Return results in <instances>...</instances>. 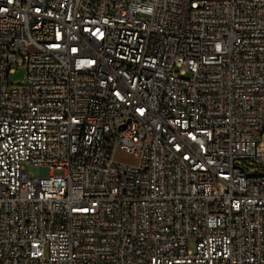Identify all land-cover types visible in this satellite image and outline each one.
I'll return each mask as SVG.
<instances>
[{
  "label": "built area",
  "instance_id": "obj_1",
  "mask_svg": "<svg viewBox=\"0 0 264 264\" xmlns=\"http://www.w3.org/2000/svg\"><path fill=\"white\" fill-rule=\"evenodd\" d=\"M263 137L264 0H0V264H264Z\"/></svg>",
  "mask_w": 264,
  "mask_h": 264
},
{
  "label": "rangeland",
  "instance_id": "obj_2",
  "mask_svg": "<svg viewBox=\"0 0 264 264\" xmlns=\"http://www.w3.org/2000/svg\"><path fill=\"white\" fill-rule=\"evenodd\" d=\"M26 79V71L23 67L16 68L14 73H11L9 75L10 83L14 85L22 84ZM261 150L264 152V137L263 142L260 144ZM237 164L239 167H241L243 170H245L249 175L251 174H264V169L260 167L258 162H255L253 160H242L238 161ZM189 247L194 248L195 247V240L189 241Z\"/></svg>",
  "mask_w": 264,
  "mask_h": 264
}]
</instances>
